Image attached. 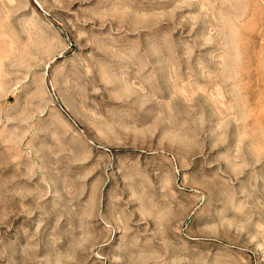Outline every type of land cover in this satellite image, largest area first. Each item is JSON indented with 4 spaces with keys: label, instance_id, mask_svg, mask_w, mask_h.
<instances>
[{
    "label": "rangeland",
    "instance_id": "rangeland-1",
    "mask_svg": "<svg viewBox=\"0 0 264 264\" xmlns=\"http://www.w3.org/2000/svg\"><path fill=\"white\" fill-rule=\"evenodd\" d=\"M0 264H264V0H0Z\"/></svg>",
    "mask_w": 264,
    "mask_h": 264
}]
</instances>
